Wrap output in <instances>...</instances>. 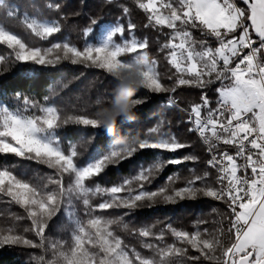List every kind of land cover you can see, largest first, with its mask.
I'll list each match as a JSON object with an SVG mask.
<instances>
[{
    "label": "snow or ice",
    "instance_id": "1",
    "mask_svg": "<svg viewBox=\"0 0 264 264\" xmlns=\"http://www.w3.org/2000/svg\"><path fill=\"white\" fill-rule=\"evenodd\" d=\"M132 2L146 16L143 27L157 33L154 40L138 38L137 25L129 19L126 25L117 21L101 39L86 40L83 47L68 40L43 46L26 41L0 20V46L9 50L7 57L0 55L5 66L0 74L8 71L9 63L30 65L33 76L69 63L103 70L117 85L105 100L107 106L95 113L67 111L56 89L41 99L22 93L10 100L0 97V157L15 159L0 163V198L23 211L11 224L0 226V249H39V255L30 253L35 264H264V0ZM46 8L60 11L58 3ZM122 11L130 13L127 6ZM0 12L42 42L60 33L61 21L67 19L27 12L21 16L10 0H0ZM100 24L92 19L83 35L88 38ZM153 44L168 66L164 73L150 51ZM183 88L201 90L199 102L180 107L176 94ZM140 89L167 94L165 106L186 114L180 122L205 146L207 167L199 173L188 168L189 178L181 187L175 186L182 179L177 171L166 185L149 190L167 167L200 162L198 155L181 152L192 144L171 132L170 120L161 116L142 134L119 137L117 124L131 121L127 113L147 101L146 96L134 98ZM69 126L93 132L82 144L65 143ZM105 134L109 143L102 150L93 146L82 160L81 149ZM147 153L156 159L145 164L139 157ZM133 161L135 174L121 183L97 182L109 168ZM22 162L49 172L29 177L18 171ZM198 198L225 206L211 231L199 228L205 220H198L191 232L171 223L157 230L155 224L130 228L124 222L146 202L151 207L158 200L176 204ZM108 210L112 213L102 214ZM59 215L73 227L68 239L53 240L46 230ZM24 220L30 223L21 228ZM118 227L137 237L149 254L126 243Z\"/></svg>",
    "mask_w": 264,
    "mask_h": 264
},
{
    "label": "trees",
    "instance_id": "2",
    "mask_svg": "<svg viewBox=\"0 0 264 264\" xmlns=\"http://www.w3.org/2000/svg\"><path fill=\"white\" fill-rule=\"evenodd\" d=\"M14 11H18L21 16L25 12L32 16L48 17L59 19L61 15L67 17L62 20L63 29L60 33L56 34L50 41H39L35 37L26 34L25 30L18 24L15 19H7L4 14L0 12V20H4L6 25L13 31H16L26 41L30 43L49 46L50 42L71 40L80 42L83 38V30L91 27V20L98 19L101 24L116 23L119 19H130L137 25L136 33L140 36H147L154 40L157 33L151 29H146L143 25L147 22L145 14L136 8L132 0H10ZM47 3H58L60 11L55 12L46 8ZM127 6L130 9L128 16H125L122 8ZM100 24V25H101ZM56 38V39H55ZM153 55L156 54V46L153 44L151 49ZM9 50L5 46H0V55L8 56ZM160 60V71L162 73L167 71L166 61L163 59V54L157 55ZM5 67L0 65V69ZM8 71L0 74V97L4 99H11L13 94L22 93L41 99L44 95L49 94V89H56L59 91L60 106L66 110L86 109L89 113H94L101 107H106V98L117 87L113 78L107 75L103 70L96 68H85L81 65H71L64 63L58 68L42 69L37 75L33 76L30 71V65H16L9 63L7 65ZM67 84V87L64 85ZM201 90L199 89H178L177 97L178 103L183 107H188L190 103L199 102ZM167 94H152L144 89L137 91V97H147V101L133 109L134 118L131 121H124L123 124H117V131L121 139H131L137 134H142L147 130L157 118L164 116L167 120L171 121L170 130L182 141L190 142L192 147L189 149L181 150L183 154L189 152L196 154L200 157V162L193 165L187 163L178 166L167 167L159 177L149 186V190H155L161 186L166 185L167 177L179 171L181 180L176 183V187L183 186L184 179L189 178L188 168L195 167L197 172H202L207 166L205 161L208 155L205 151V146L202 145L198 137L194 134L187 132V124L181 123V118L186 119V114L179 112L176 108H168L163 106L162 103ZM209 97L214 98V92L208 91ZM101 100V104H97V100ZM93 130L81 129L76 126H69L65 129V143L68 140L82 144L84 138L90 137ZM109 143L108 136L102 135L97 137L92 145H89L86 150L81 149L83 155L82 160L87 159L92 147L96 146L98 149H103L104 145ZM169 156L175 154H167ZM139 159L145 164L152 162L156 157L151 153H147ZM0 163H15L12 157H0ZM18 171L27 173L29 177L34 175H44L49 170L44 166L30 164L29 162H22L18 166ZM136 172V162H125L119 168H109L106 173L97 182L103 186H111L121 183L125 178L131 177ZM172 187V185H169ZM216 208L218 212H212ZM225 211V206L221 202L213 201L210 198H198L196 200L180 201L176 204H165L162 200H158L151 207L145 206L135 210L131 215L124 217V222L128 223L131 227H141L145 225L155 224L157 230L164 227L167 223H171L174 227L182 228L187 231H195L197 228L196 222L198 220H205L208 223L199 225L202 230L207 227L210 231L215 227L214 221L220 219V213ZM112 213V210H108ZM14 215H23V211L14 204H9L6 198H0V223L4 219L14 218ZM67 219L64 215L54 217L50 223L49 229L46 230V235L49 238H54L58 235L60 230H63ZM30 222L27 220L20 221V227L28 226ZM125 236L131 246L140 250L143 254L148 255L147 250L140 247L139 239L131 236L128 232ZM33 235V234H32ZM34 238V236H32ZM169 243L172 242L170 235L166 236ZM29 249L21 247H4L0 249V264H35V261L30 258ZM40 250L35 249L33 253L39 255ZM206 264V262H205Z\"/></svg>",
    "mask_w": 264,
    "mask_h": 264
},
{
    "label": "rangeland",
    "instance_id": "3",
    "mask_svg": "<svg viewBox=\"0 0 264 264\" xmlns=\"http://www.w3.org/2000/svg\"><path fill=\"white\" fill-rule=\"evenodd\" d=\"M119 22H122V23H124L125 25L127 24V22H128V19H124V18H121V19H119ZM113 24H115V23H112V24H110V23H105V24H101L100 25V27L98 28V29H95L94 30V33H90L89 34V37L88 38H86L84 35H83V38L81 39V41L80 42H77V41H71L70 40V42L71 43H73V44H75V45H77L78 47H83V45H84V43H85V41L87 40L88 42H95V41H97V40H99V39H101L102 38V36H103V34L107 31V29H108V27L109 26H111V25H113ZM136 35H137V37L138 38H143V36H140V35H138L137 33H136ZM56 39V38H55ZM56 41H57V39H56ZM69 41V40H68ZM166 100H167V95L165 96V98H164V101H163V103H162V105L163 106H165L166 105ZM178 102V101H177ZM179 104V103H178ZM180 105V104H179ZM180 107H183V106H181L180 105ZM73 110H80V109H74V108H72V109H70V110H67V111H73ZM100 110V109H99ZM99 110H96V111H99ZM95 111V112H96ZM94 112V113H95ZM160 119V118H159ZM159 119H155L154 120V122L151 124V126L150 127H152V126H154L155 124H156V122L159 120ZM149 127V128H150ZM148 129V128H147ZM172 133H174L173 131H171ZM175 134V133H174ZM176 135V134H175ZM169 186V185H168ZM80 215H81V217L83 218V214H82V212L81 213H79ZM102 214H105V215H107L106 213H102ZM109 214V213H108ZM66 217V216H65ZM13 219L14 218H10V219H4L1 223H0V226H6V225H9V224H11L12 222H13ZM66 219H67V217H66ZM72 227H73V225L69 222V220L67 219V222H66V224H65V226H64V228H63V230H60V232L58 233V235L57 236H55L54 238H50V239H53V240H56V239H68V237H69V235H70V232H71V229H72ZM117 231L119 232V234L124 238V240H125V242L126 243H128L129 244V242H128V239L126 238V236H125V232H123L122 233V228H117ZM27 235L29 236V238H33L32 236V233H27ZM130 245V244H129ZM30 251H35V249H29ZM32 252V253H33ZM39 254H40V252H38Z\"/></svg>",
    "mask_w": 264,
    "mask_h": 264
},
{
    "label": "clouds",
    "instance_id": "4",
    "mask_svg": "<svg viewBox=\"0 0 264 264\" xmlns=\"http://www.w3.org/2000/svg\"><path fill=\"white\" fill-rule=\"evenodd\" d=\"M128 116H130V117H133L134 118V113L130 110L128 113H127V116H126V118L128 117Z\"/></svg>",
    "mask_w": 264,
    "mask_h": 264
},
{
    "label": "built area",
    "instance_id": "5",
    "mask_svg": "<svg viewBox=\"0 0 264 264\" xmlns=\"http://www.w3.org/2000/svg\"><path fill=\"white\" fill-rule=\"evenodd\" d=\"M208 158H209V156H208Z\"/></svg>",
    "mask_w": 264,
    "mask_h": 264
},
{
    "label": "bare ground",
    "instance_id": "6",
    "mask_svg": "<svg viewBox=\"0 0 264 264\" xmlns=\"http://www.w3.org/2000/svg\"><path fill=\"white\" fill-rule=\"evenodd\" d=\"M208 155V154H207Z\"/></svg>",
    "mask_w": 264,
    "mask_h": 264
}]
</instances>
